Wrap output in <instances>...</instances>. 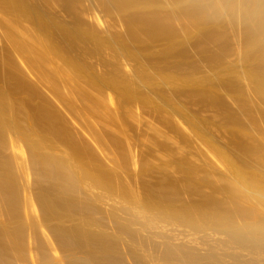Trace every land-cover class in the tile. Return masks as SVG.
Wrapping results in <instances>:
<instances>
[{
    "label": "bare ground",
    "instance_id": "6f19581e",
    "mask_svg": "<svg viewBox=\"0 0 264 264\" xmlns=\"http://www.w3.org/2000/svg\"><path fill=\"white\" fill-rule=\"evenodd\" d=\"M0 264H264V0H0Z\"/></svg>",
    "mask_w": 264,
    "mask_h": 264
}]
</instances>
